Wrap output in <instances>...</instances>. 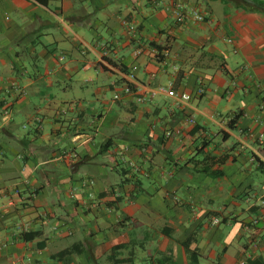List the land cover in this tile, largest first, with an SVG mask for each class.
I'll return each mask as SVG.
<instances>
[{
    "label": "crops",
    "instance_id": "0c3cea01",
    "mask_svg": "<svg viewBox=\"0 0 264 264\" xmlns=\"http://www.w3.org/2000/svg\"><path fill=\"white\" fill-rule=\"evenodd\" d=\"M0 264H264V13L0 0Z\"/></svg>",
    "mask_w": 264,
    "mask_h": 264
},
{
    "label": "built area",
    "instance_id": "2783aa9c",
    "mask_svg": "<svg viewBox=\"0 0 264 264\" xmlns=\"http://www.w3.org/2000/svg\"><path fill=\"white\" fill-rule=\"evenodd\" d=\"M187 16L191 17V19L195 22H200V21H203V19H204V17L197 12L193 11L189 14H186V13H183V12L177 10L176 16H175L176 23H180V24L183 23L185 21V19L188 18ZM228 42L232 43L231 40H229ZM130 77L132 78V75H130ZM202 93H203L202 89H199L197 91V95H201ZM160 94H164L167 97L174 99L175 102L178 104H186L191 100V97L189 95L177 94L170 87H165V86H159V87H156L154 89H149L148 98L151 99V98H154L155 96L160 95ZM114 98L117 99L118 96L115 95ZM138 101L140 103H143V102H146V99L141 97V98H138ZM218 223H219L218 219H213L211 221V224H213V225H217Z\"/></svg>",
    "mask_w": 264,
    "mask_h": 264
},
{
    "label": "trees",
    "instance_id": "16d2710c",
    "mask_svg": "<svg viewBox=\"0 0 264 264\" xmlns=\"http://www.w3.org/2000/svg\"><path fill=\"white\" fill-rule=\"evenodd\" d=\"M224 3H230L234 6L249 13H264V0H220ZM108 144H105L101 149V152L106 149ZM218 173H214L217 175Z\"/></svg>",
    "mask_w": 264,
    "mask_h": 264
}]
</instances>
